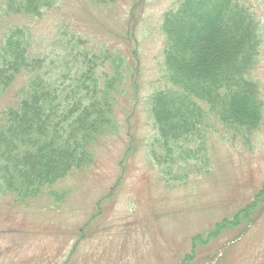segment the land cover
Masks as SVG:
<instances>
[{"label":"trees","instance_id":"obj_1","mask_svg":"<svg viewBox=\"0 0 264 264\" xmlns=\"http://www.w3.org/2000/svg\"><path fill=\"white\" fill-rule=\"evenodd\" d=\"M58 1L0 0V25L9 21L0 44V99L22 82L0 111V197L18 202L55 197L56 184L90 167L102 139L122 131L118 108L124 100L132 108L124 121L125 147L133 156L147 145L152 168L171 177L177 171L183 177L201 161L210 166L204 145L207 129L215 124L239 136L251 135L263 124L264 98L252 73L264 22L245 0H178L166 10L160 28L165 40L162 85L144 100L154 128L147 141L130 125L131 115L140 109L142 69L136 46L97 55L79 35L68 40L58 36L45 49L55 53L48 64L47 54H36L34 30L15 24L14 19L40 20ZM126 35L130 41L132 35ZM253 202L233 220L219 223L217 231L195 236L193 252L183 264L194 263L199 245L262 217L264 187Z\"/></svg>","mask_w":264,"mask_h":264},{"label":"rangeland","instance_id":"obj_2","mask_svg":"<svg viewBox=\"0 0 264 264\" xmlns=\"http://www.w3.org/2000/svg\"><path fill=\"white\" fill-rule=\"evenodd\" d=\"M177 1L109 0L96 6L60 0L40 20L14 22L34 30L36 54H47L48 64L55 53L45 49L58 36L68 40L79 35L97 55L136 46L142 69L140 109L131 115L130 125L147 141L154 128L144 100L162 85L165 40L160 28L166 10ZM245 1L264 22V0ZM2 22L0 44L9 30V21ZM262 41L252 76L264 98V34ZM104 70L98 69L99 76ZM21 84L0 99V111ZM121 104L122 131L102 139L90 167L56 184L55 197L46 194L21 203L0 197V264H183L193 252L195 236L217 231L219 223L254 203L264 187V122L251 135L240 136L215 124L207 129L204 145L210 166L201 161L183 177L178 171L171 177L152 168L147 145L131 156L124 121L132 108L128 100ZM195 255L193 264H264V214L252 226L242 222L218 240L199 245Z\"/></svg>","mask_w":264,"mask_h":264},{"label":"bare ground","instance_id":"obj_3","mask_svg":"<svg viewBox=\"0 0 264 264\" xmlns=\"http://www.w3.org/2000/svg\"><path fill=\"white\" fill-rule=\"evenodd\" d=\"M195 261V260H194Z\"/></svg>","mask_w":264,"mask_h":264}]
</instances>
